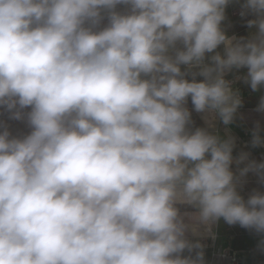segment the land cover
I'll return each mask as SVG.
<instances>
[{
  "label": "clouds",
  "instance_id": "obj_1",
  "mask_svg": "<svg viewBox=\"0 0 264 264\" xmlns=\"http://www.w3.org/2000/svg\"><path fill=\"white\" fill-rule=\"evenodd\" d=\"M231 2L0 0V109L28 129L0 124V264H205L190 237L221 219L264 236V192L241 194L264 162L227 127L234 85L264 89V0L240 37Z\"/></svg>",
  "mask_w": 264,
  "mask_h": 264
},
{
  "label": "crops",
  "instance_id": "obj_2",
  "mask_svg": "<svg viewBox=\"0 0 264 264\" xmlns=\"http://www.w3.org/2000/svg\"><path fill=\"white\" fill-rule=\"evenodd\" d=\"M243 0H232V2L226 7V20L223 22V27L229 35L248 36L255 32V28L249 29L247 27V20L254 17L249 15L246 17L238 18L234 12L237 9H241ZM243 71V70H242ZM228 79H232L233 75L229 74ZM198 79H202L198 77ZM234 87L240 90L241 97L243 99V105L238 110L237 118L235 122L227 126L231 134L236 137V147L233 150V157H237L241 151L249 152L250 159L257 154L258 147L253 148L251 146L252 129L255 127V123L259 121L261 126V135H264V113L255 111L257 107L254 104L257 100L264 95V89L253 92L249 86L243 83V81L237 82ZM188 107L191 109V101L189 100ZM193 120L196 126H203V121L200 118V114L193 112ZM6 123L9 130L14 134H23L28 131L27 126L22 121L10 120L6 112L0 113V124ZM224 126L220 121H217V128L220 130V134L224 135ZM250 134L249 139L247 135ZM243 165H241L242 167ZM236 165L233 163L232 168L235 171ZM247 183V177L246 182ZM241 194L247 199L248 189L243 186ZM215 239L211 236H205L202 238L190 237L191 239H200V242L205 245L204 247V261L205 264H228L220 263V257L222 254H232L235 252L236 257L240 259V264H264V254L260 253V234L255 233L253 230L248 231L239 225H228L222 219L214 227ZM194 240V241H195ZM187 255V253H185Z\"/></svg>",
  "mask_w": 264,
  "mask_h": 264
},
{
  "label": "rangeland",
  "instance_id": "obj_3",
  "mask_svg": "<svg viewBox=\"0 0 264 264\" xmlns=\"http://www.w3.org/2000/svg\"><path fill=\"white\" fill-rule=\"evenodd\" d=\"M259 100H257L254 104L258 105ZM0 110L2 111L3 109ZM247 137L250 139L251 135L248 134ZM262 137H264V135H262ZM256 152L257 154H255V157H253V159L256 160L257 162H264V145L258 146ZM244 187L248 189V195L252 192L253 189L264 192V185L258 182V177L253 173H249L247 175V183L244 184ZM247 230L251 231L249 229ZM260 239H264V236L260 237ZM194 240L195 239H193V241ZM260 253L264 254V251L260 249Z\"/></svg>",
  "mask_w": 264,
  "mask_h": 264
},
{
  "label": "built area",
  "instance_id": "obj_4",
  "mask_svg": "<svg viewBox=\"0 0 264 264\" xmlns=\"http://www.w3.org/2000/svg\"><path fill=\"white\" fill-rule=\"evenodd\" d=\"M240 11L241 9H237L234 12L235 16L238 18H241ZM220 258V263L240 264V259L236 257L235 252H233L232 254H222Z\"/></svg>",
  "mask_w": 264,
  "mask_h": 264
},
{
  "label": "trees",
  "instance_id": "obj_5",
  "mask_svg": "<svg viewBox=\"0 0 264 264\" xmlns=\"http://www.w3.org/2000/svg\"><path fill=\"white\" fill-rule=\"evenodd\" d=\"M3 112H5V111L4 110H2V111L0 110V113H3Z\"/></svg>",
  "mask_w": 264,
  "mask_h": 264
}]
</instances>
